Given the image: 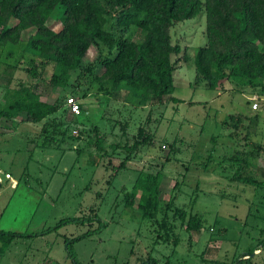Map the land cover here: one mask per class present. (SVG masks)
<instances>
[{
  "label": "rangeland",
  "instance_id": "rangeland-1",
  "mask_svg": "<svg viewBox=\"0 0 264 264\" xmlns=\"http://www.w3.org/2000/svg\"><path fill=\"white\" fill-rule=\"evenodd\" d=\"M58 17L57 10L47 22L54 30ZM126 33L140 39L133 26ZM170 34L182 49L171 57L173 92L145 105L108 82L98 88L82 68L52 88L53 63L22 45L0 49V104L22 83L60 106L44 122L0 119V228L21 234L0 264H264V90L233 81L211 90L198 80L193 58L206 41L204 10L174 22ZM96 54L92 47L85 61ZM68 95L79 98L80 115L66 109ZM139 128L150 141L119 167ZM139 171L163 174L157 218L170 229L142 217L136 201L125 204ZM190 214L199 230H186Z\"/></svg>",
  "mask_w": 264,
  "mask_h": 264
},
{
  "label": "trees",
  "instance_id": "trees-1",
  "mask_svg": "<svg viewBox=\"0 0 264 264\" xmlns=\"http://www.w3.org/2000/svg\"><path fill=\"white\" fill-rule=\"evenodd\" d=\"M57 10L61 26L54 30L47 22ZM202 10L206 41L193 58L198 80L211 90H223L227 81H233L241 88L261 85L263 91L264 0H0V49L4 51L10 44L6 51L9 52L22 45L23 51L44 63H53L54 71L48 80L52 88L65 87L71 72L82 68L81 72L90 74L98 88L103 89L108 82L114 90L125 91L137 105H145L153 97L173 92L176 61L171 57L182 49L172 44V25L193 18ZM131 26L139 30L140 39L127 35ZM24 31H30L26 39L22 38ZM92 47L97 54L85 61ZM187 58L184 53L182 59ZM27 69L36 74V69ZM59 108L55 102L42 101L34 85L20 83L7 89L0 104V119L20 116L21 122H44ZM148 141L150 136L139 128L137 139L130 146L124 144L129 154L119 167H124L131 154ZM162 178L161 171H139L132 190L125 196V204L133 206L136 201L142 217L155 222L159 229L168 230L165 216L157 218L162 203ZM171 205V201L163 203L165 209ZM175 212L181 219L186 217L180 208H175ZM185 228L199 230L196 214L189 215ZM19 236L0 228V256ZM259 244L264 247V239ZM248 255L246 252L241 257Z\"/></svg>",
  "mask_w": 264,
  "mask_h": 264
},
{
  "label": "built area",
  "instance_id": "built-area-1",
  "mask_svg": "<svg viewBox=\"0 0 264 264\" xmlns=\"http://www.w3.org/2000/svg\"><path fill=\"white\" fill-rule=\"evenodd\" d=\"M257 98L258 97L256 96H253L252 98H250V100L252 101L251 103L252 110H257L258 108V103L256 102ZM65 106L71 115L81 114V102L77 96L68 95L65 99ZM74 133H76V131H74Z\"/></svg>",
  "mask_w": 264,
  "mask_h": 264
},
{
  "label": "crops",
  "instance_id": "crops-1",
  "mask_svg": "<svg viewBox=\"0 0 264 264\" xmlns=\"http://www.w3.org/2000/svg\"><path fill=\"white\" fill-rule=\"evenodd\" d=\"M256 94H253L252 96H255ZM41 99V98H40ZM42 100V99H41ZM42 101H45V102H47V103H53V102H50V101H48V100H42ZM250 115V114H249Z\"/></svg>",
  "mask_w": 264,
  "mask_h": 264
}]
</instances>
